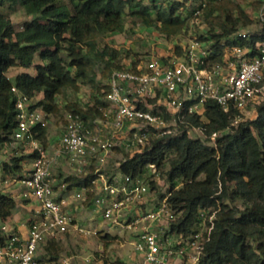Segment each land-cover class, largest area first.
Segmentation results:
<instances>
[{
  "label": "trees",
  "instance_id": "16d2710c",
  "mask_svg": "<svg viewBox=\"0 0 264 264\" xmlns=\"http://www.w3.org/2000/svg\"><path fill=\"white\" fill-rule=\"evenodd\" d=\"M20 3L33 19L22 30L1 8L7 3ZM188 0L159 4V0H0V146L12 141L17 125V112L12 86L16 84L31 97H44L34 106L46 112L57 110V96L65 88L78 90L81 83L91 84L99 93L86 108L73 103L67 107L85 120L104 117V100L115 69L126 65L117 62L121 51L106 45L99 48L98 38L122 31L125 15L141 18L156 26L167 37L186 31L189 18L183 14ZM205 10L209 30L198 38L209 42L212 55L209 64L222 62L225 49L234 45L255 46L264 40V22L250 39L238 36L240 23L252 19L246 9L234 0H202L197 10ZM217 12V13H216ZM186 51V49H185ZM177 45L174 54L182 55ZM43 60L36 65V74L22 72L12 79V67H30L35 56ZM140 61L134 59L133 64ZM102 65L101 79L96 66ZM204 118L187 114L177 134L154 140L142 152L127 155L120 169L133 176L149 163L156 164L171 183L170 202L180 214L171 224L177 234L190 236L201 221V210L209 218L215 212L214 228L206 243L199 264H264V102L258 116L233 125L238 109L225 112L217 101L205 103ZM201 127L204 137H193L190 129ZM230 129H233L230 130ZM37 138L47 147L48 126L36 127ZM216 145L209 144L214 131H224ZM33 154L17 156L12 163L0 161L8 174L22 175L24 161ZM96 174L70 176L68 188L89 186ZM92 194H89L91 196ZM242 201V206L238 205ZM15 196L0 190V219L8 220L18 209ZM54 239L50 240L53 241Z\"/></svg>",
  "mask_w": 264,
  "mask_h": 264
},
{
  "label": "built area",
  "instance_id": "2783aa9c",
  "mask_svg": "<svg viewBox=\"0 0 264 264\" xmlns=\"http://www.w3.org/2000/svg\"><path fill=\"white\" fill-rule=\"evenodd\" d=\"M261 1L258 17L264 22V0ZM237 35L250 39L249 32L239 30ZM182 47V55L154 56L146 62L138 61L113 70L105 97L108 107L104 117L93 120L96 126L101 123L109 128V136L99 127L96 133H91L92 120L71 112L64 132L52 149L45 147L36 136V127L47 125L44 111L34 106V97L13 84L17 125L11 137L23 143L34 156L22 175L2 176L0 185L9 188L12 184H22L21 196L34 200L37 205L27 235L9 223L0 224V264H71L43 260L39 249L43 242L73 229L82 235L95 232L80 225L71 208L75 201H86L89 194L94 196V211L102 221L132 232L131 243L143 258L142 262H183L185 254L192 250L190 261L199 264L211 238L215 212L208 218L202 209L201 221L194 233L177 234L171 229L178 215L170 202L171 183L156 164H147L133 176L120 169L125 157L116 173L101 172L117 141L131 155L142 152L157 138L181 132L179 124L185 122L187 114L196 113L204 118L206 100L217 101L225 112L232 107L238 109L232 123L235 126L247 121L243 113L251 103L257 102L260 96L264 101V40L257 41L255 46L227 47L222 62L213 64H209L212 53L208 41H193L186 51L185 45ZM194 129L203 133L201 127ZM227 131L212 132L209 144L216 145ZM93 159L98 164L97 175L89 186H74L70 197L59 192L54 171L61 161L82 172ZM164 186L168 187L161 193ZM61 187L69 191L66 182ZM152 193L154 197L150 199Z\"/></svg>",
  "mask_w": 264,
  "mask_h": 264
},
{
  "label": "rangeland",
  "instance_id": "374dc122",
  "mask_svg": "<svg viewBox=\"0 0 264 264\" xmlns=\"http://www.w3.org/2000/svg\"><path fill=\"white\" fill-rule=\"evenodd\" d=\"M185 0H159V4L168 5L170 2ZM202 0H188L186 8L183 10V14L189 18V26L185 32L173 36L167 37L156 26L147 25L141 18H138L131 14L125 15V26L122 31L109 32L98 38L99 48L103 49L106 45L113 46L121 51V55L117 62L123 65L132 63L134 59H139L141 62H146L154 56L167 57L174 54L177 45H185V49L188 48L193 41L198 40L200 35L207 34L210 26L208 19L205 17V10H200L191 14V12L198 8ZM240 3L249 14L252 19V23L249 25H243L240 23V31L249 32L251 35L254 32H258L263 27L258 17L259 10L261 8V0H234ZM148 2V0H146ZM1 11L11 19L17 30H22L26 22L33 19L32 15L26 12L25 7L20 3L7 2ZM217 13V12H216ZM43 60L37 54L35 56L34 64L30 67H12L8 71V75L12 79L22 72H29L36 74V65L42 63ZM102 65L98 64L96 70L98 72V79H101ZM104 84H108V79L103 80ZM99 94L91 84L81 83L80 88L75 90L73 88H65L57 96L58 108L54 112H46L42 106H39L45 113V118L48 126V137L59 138L64 132L67 123L69 122L71 110L67 107L68 104L76 103L83 108L94 104L95 95ZM44 97L43 93L34 97V103L36 104L40 99ZM104 100H106L104 98ZM262 101V96L257 99V102L251 103L244 111L243 115L247 120H252L258 116V110ZM108 107V105H107ZM106 107V108H107ZM92 122L89 123L91 133H96L100 128L105 136H109V128L107 129L103 124L96 126ZM107 118H104L106 121ZM99 127V128H98ZM190 135L193 137H204L203 133L198 129H190ZM52 149L51 142L47 146ZM131 152L126 151L120 146V142L117 141L116 147L109 154L107 158V164L103 165L101 172L113 174L119 170L118 164ZM27 155V154H25ZM93 159L92 162L82 171H73L69 165L63 166L61 163L57 165L55 177L59 181L57 189L59 192L70 197L73 193V188L69 191H63L61 184L67 181L70 176L85 177L88 174L97 175L98 164ZM30 166V165H29ZM28 166V167H29ZM8 175V174H7ZM10 175V174H9ZM0 185V189L7 190ZM19 188L24 187L22 184L18 185ZM168 186H164L161 193L166 190ZM154 194L150 195V199H153ZM93 195L88 196L86 201H75L72 204V209L75 214V219L80 225L92 228L95 232L82 235L74 229L61 237L54 239L53 241H45L41 244L39 249V255L43 260L54 261H67L71 264H143L141 263L142 257L136 253L131 240L133 239L132 232L122 231L116 227L111 226L107 222L100 219L99 214L94 211ZM29 208L36 207L37 203L33 200L28 202ZM238 205L242 206V201H238ZM75 208V210H74ZM71 209V210H72ZM20 213L25 219H29L31 215H34L31 211H22L21 208L15 211ZM180 214L177 215V217ZM176 240V238H175ZM176 242V241H175ZM189 250L185 254L183 262H169L170 264H198L197 262L190 261Z\"/></svg>",
  "mask_w": 264,
  "mask_h": 264
},
{
  "label": "crops",
  "instance_id": "0c3cea01",
  "mask_svg": "<svg viewBox=\"0 0 264 264\" xmlns=\"http://www.w3.org/2000/svg\"><path fill=\"white\" fill-rule=\"evenodd\" d=\"M49 140L51 142V147L54 146L57 138L53 139L49 137ZM25 154H29L28 151L26 150V146L23 143L20 142H16L14 140L4 143L3 145L0 146V161L3 163L8 162V163H12L13 162V158L17 157V156H22ZM24 168H28V166L30 165V159H26L24 162ZM61 164L63 166L69 165L65 160L61 161ZM69 167L74 171V169L69 165ZM57 167L55 168L56 171ZM8 173L6 172V170L1 167L0 168V177H5V176H9L7 175ZM19 184H12L9 188H7V190H2L6 193H10L12 195H14L18 201V206L19 208H21V212L24 211H28V212H32L35 214L36 211V207L34 208H29L28 206V202L33 201L31 199H27L21 196L22 188L18 187ZM59 185V181H57V186ZM4 188V186H2ZM34 215H31L29 219H25L23 217L22 214L20 213H14L13 216L11 218H9L8 220H1L0 219V224L3 222L9 223V225L12 228H15L17 231L21 232L24 235H27L28 233V227H29V222L31 220V218ZM143 264H147L146 262H141Z\"/></svg>",
  "mask_w": 264,
  "mask_h": 264
}]
</instances>
